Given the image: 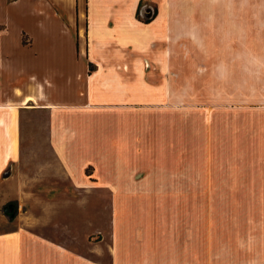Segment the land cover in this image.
I'll list each match as a JSON object with an SVG mask.
<instances>
[{
    "label": "crops",
    "instance_id": "crops-1",
    "mask_svg": "<svg viewBox=\"0 0 264 264\" xmlns=\"http://www.w3.org/2000/svg\"><path fill=\"white\" fill-rule=\"evenodd\" d=\"M146 1L0 0V186L16 163L114 205L100 238L60 216L0 232V264H264V92L226 79L264 45L215 0L148 21Z\"/></svg>",
    "mask_w": 264,
    "mask_h": 264
},
{
    "label": "rangeland",
    "instance_id": "rangeland-1",
    "mask_svg": "<svg viewBox=\"0 0 264 264\" xmlns=\"http://www.w3.org/2000/svg\"><path fill=\"white\" fill-rule=\"evenodd\" d=\"M198 1L201 0H177L178 3H174L173 6L178 5L184 11L202 9L199 5L203 4ZM209 5V8L206 7ZM224 5H226L227 10L242 12L241 18L232 20L233 22H241L242 40L248 43L256 42L260 45L263 43L264 45V0H215L214 4H205L203 9L223 10L225 9ZM157 10L158 3L154 0L143 2L138 9V17L148 21L155 16ZM254 53L249 51L247 66H231V74L226 75L227 81L231 80L232 95L237 94L239 97L248 92L247 94L252 97L249 98V101H256L253 100L257 99L254 97L260 96V93L264 92V50ZM260 101L264 102V100ZM35 117H39L43 122L46 115L36 114ZM37 118L34 121L36 127ZM39 130L40 132H38ZM37 132L40 133V136H44L47 134V129L41 126V129L35 131L36 134ZM21 135L22 153L25 158L23 165H28L32 169L33 163L37 165L38 160L36 158L32 159L33 155L30 152H32V149L36 152L39 150L37 143L40 141V137L35 138L36 136H33L31 131H26V128H23ZM26 151L29 154L25 153ZM24 170L26 172H20L21 170L17 168L16 163L13 164L7 172V175L11 174V176L1 183L0 232L15 229L21 224L36 223L35 226L43 232L53 234V229L49 228V224L53 218L59 216L62 226L70 227L66 233L69 235L79 237L88 233L93 235V231H99L98 234H100L102 233L101 230L106 234L110 230L108 220L111 217L114 205L113 202L111 203V195L108 192L80 194L68 184L64 186L49 179H40L39 181L32 179L31 171L26 167ZM48 182H51L52 189L50 188L51 184L49 187ZM40 183L47 185L42 186ZM21 188L27 193H22ZM60 203L64 206L67 204L69 207L61 209L59 208ZM9 205H13V216H9L5 212ZM98 237L94 233V238L97 239Z\"/></svg>",
    "mask_w": 264,
    "mask_h": 264
},
{
    "label": "water",
    "instance_id": "water-1",
    "mask_svg": "<svg viewBox=\"0 0 264 264\" xmlns=\"http://www.w3.org/2000/svg\"><path fill=\"white\" fill-rule=\"evenodd\" d=\"M7 175V174H6ZM6 214H8L9 216H13L14 215V208L13 205H9L6 209H5Z\"/></svg>",
    "mask_w": 264,
    "mask_h": 264
},
{
    "label": "trees",
    "instance_id": "trees-1",
    "mask_svg": "<svg viewBox=\"0 0 264 264\" xmlns=\"http://www.w3.org/2000/svg\"><path fill=\"white\" fill-rule=\"evenodd\" d=\"M88 171L90 172V169H88Z\"/></svg>",
    "mask_w": 264,
    "mask_h": 264
}]
</instances>
